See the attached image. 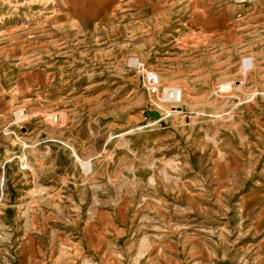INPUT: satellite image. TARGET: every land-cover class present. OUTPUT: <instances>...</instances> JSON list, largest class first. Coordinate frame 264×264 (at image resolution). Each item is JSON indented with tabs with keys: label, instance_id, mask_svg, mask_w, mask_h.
<instances>
[{
	"label": "rangeland",
	"instance_id": "rangeland-1",
	"mask_svg": "<svg viewBox=\"0 0 264 264\" xmlns=\"http://www.w3.org/2000/svg\"><path fill=\"white\" fill-rule=\"evenodd\" d=\"M0 264H264V0H0Z\"/></svg>",
	"mask_w": 264,
	"mask_h": 264
},
{
	"label": "water",
	"instance_id": "water-1",
	"mask_svg": "<svg viewBox=\"0 0 264 264\" xmlns=\"http://www.w3.org/2000/svg\"><path fill=\"white\" fill-rule=\"evenodd\" d=\"M150 114L153 115V119H160L161 118V113L157 110H151V111H148Z\"/></svg>",
	"mask_w": 264,
	"mask_h": 264
},
{
	"label": "bare ground",
	"instance_id": "bare-ground-1",
	"mask_svg": "<svg viewBox=\"0 0 264 264\" xmlns=\"http://www.w3.org/2000/svg\"><path fill=\"white\" fill-rule=\"evenodd\" d=\"M176 97L178 96L177 93L174 94Z\"/></svg>",
	"mask_w": 264,
	"mask_h": 264
}]
</instances>
